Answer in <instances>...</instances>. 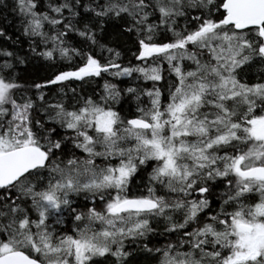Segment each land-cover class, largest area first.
Listing matches in <instances>:
<instances>
[{"label":"snow or ice","instance_id":"1","mask_svg":"<svg viewBox=\"0 0 264 264\" xmlns=\"http://www.w3.org/2000/svg\"><path fill=\"white\" fill-rule=\"evenodd\" d=\"M0 8V264H264V0Z\"/></svg>","mask_w":264,"mask_h":264},{"label":"trees","instance_id":"2","mask_svg":"<svg viewBox=\"0 0 264 264\" xmlns=\"http://www.w3.org/2000/svg\"><path fill=\"white\" fill-rule=\"evenodd\" d=\"M10 2V0H8ZM46 2V0H44ZM55 2V0H54ZM20 23L19 18L10 10V9H2L0 8V29H3L7 35L12 36L13 39H16L17 37L20 38L22 47L26 50L27 49V42L26 38L22 37L20 35ZM12 45L11 40H4L3 38H0V46H9ZM131 61L133 64L138 63V61L135 60L134 57L131 56V53L128 52L127 48L122 49V62L127 65ZM256 72V69L252 70V74L254 75ZM135 75V74H134ZM108 79L112 80L113 78L108 77ZM102 80H97V84L102 85ZM114 82L121 83L122 86H135V82L131 78H123L122 80L118 79ZM92 87H96V85H92ZM126 110L134 111V103L130 105H126ZM145 182H146V176H145ZM133 191H136L134 188ZM161 239H163L161 237ZM147 264V262H145Z\"/></svg>","mask_w":264,"mask_h":264}]
</instances>
